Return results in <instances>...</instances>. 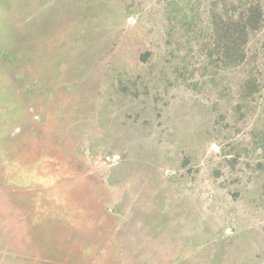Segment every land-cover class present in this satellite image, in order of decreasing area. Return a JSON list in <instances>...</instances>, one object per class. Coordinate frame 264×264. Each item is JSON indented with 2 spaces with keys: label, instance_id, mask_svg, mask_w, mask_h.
<instances>
[{
  "label": "rangeland",
  "instance_id": "rangeland-1",
  "mask_svg": "<svg viewBox=\"0 0 264 264\" xmlns=\"http://www.w3.org/2000/svg\"><path fill=\"white\" fill-rule=\"evenodd\" d=\"M252 1L232 93L245 72L264 87ZM143 4L0 0V264H206L215 239H264V92L233 125Z\"/></svg>",
  "mask_w": 264,
  "mask_h": 264
},
{
  "label": "trees",
  "instance_id": "trees-1",
  "mask_svg": "<svg viewBox=\"0 0 264 264\" xmlns=\"http://www.w3.org/2000/svg\"><path fill=\"white\" fill-rule=\"evenodd\" d=\"M145 1L153 2L147 16L149 20L163 21L164 46L171 49L167 64L179 77L189 74L196 78L197 74L203 80L209 76L213 84L228 96V111L235 119L233 125L237 126L241 121L237 115L244 117L245 110H251L247 101L263 94L264 87L257 85L253 73L245 72L231 77L234 83L232 93L224 71L233 67L242 69L248 63L246 47L251 33L262 20L260 5L252 0H128L131 10L138 13L144 12ZM233 2L239 8L234 12L231 11ZM196 52L199 56L193 59L192 53ZM145 60L142 55L141 61ZM205 82L207 79L202 81ZM249 123L253 126L251 140L264 145V119Z\"/></svg>",
  "mask_w": 264,
  "mask_h": 264
},
{
  "label": "crops",
  "instance_id": "crops-1",
  "mask_svg": "<svg viewBox=\"0 0 264 264\" xmlns=\"http://www.w3.org/2000/svg\"><path fill=\"white\" fill-rule=\"evenodd\" d=\"M240 237L215 239V246L211 248L206 264H264V239H249L243 235Z\"/></svg>",
  "mask_w": 264,
  "mask_h": 264
}]
</instances>
